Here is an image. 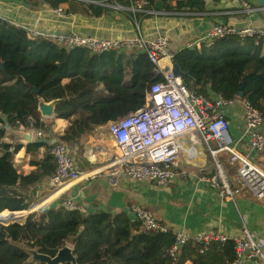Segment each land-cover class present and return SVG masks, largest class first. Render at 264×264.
Returning a JSON list of instances; mask_svg holds the SVG:
<instances>
[{
  "label": "trees",
  "instance_id": "obj_1",
  "mask_svg": "<svg viewBox=\"0 0 264 264\" xmlns=\"http://www.w3.org/2000/svg\"><path fill=\"white\" fill-rule=\"evenodd\" d=\"M41 1L53 9L66 4L67 13L96 18L111 12V6H131V0ZM148 2L146 10H155V1ZM164 11L207 12L203 0H176L174 6L170 0ZM171 56L184 73L183 81L189 90L204 94L209 86L227 100L236 99L241 92L252 107L263 111V37L232 36L216 41L210 48L176 49ZM0 63V212L4 211L0 221L9 223L12 220L5 210H26L29 188L54 172L51 145L45 141L24 148L26 154L34 156L30 159L34 169L28 175L18 173L13 162V155L23 148L22 144L2 141L6 128H47L37 112V97L45 102L62 100L55 108L56 118L66 120L67 125L56 139L73 156L81 152L84 135L140 108L150 85L160 79L144 52L92 54L83 48L68 49L49 39L31 37L21 27L6 22H0ZM76 76L84 79L83 90L64 98L61 81ZM42 149L43 156L38 159ZM48 204L34 202L30 208L41 211ZM20 214L24 220L27 212ZM172 242L171 232H143L138 222L124 212L50 208L29 215L22 225H0V264H23L27 255L20 245L38 248L40 253L52 257L59 248L70 244L78 264H184L186 260L192 264H227L234 258L233 242L228 241L214 242L202 254L197 246L187 244L172 259L168 254Z\"/></svg>",
  "mask_w": 264,
  "mask_h": 264
},
{
  "label": "built area",
  "instance_id": "obj_2",
  "mask_svg": "<svg viewBox=\"0 0 264 264\" xmlns=\"http://www.w3.org/2000/svg\"><path fill=\"white\" fill-rule=\"evenodd\" d=\"M236 2L246 15L260 12L246 0ZM148 5V0H131L129 8L135 12L146 13ZM54 11L59 16L63 13L60 7ZM0 22L17 26L1 15ZM21 28L31 37L49 39L68 49L83 48L92 54L144 52L155 66L154 73L160 79L146 91L143 105L108 125L109 136L114 146L120 150V155L112 161L114 172L118 175L123 174L136 184L149 181L158 186H166L177 176L188 175L187 170L180 168L183 156H186L189 163L194 162L191 148L198 147V153L205 150L213 161L211 171L198 172V181L214 190L220 198L233 199L236 195L248 193L255 200L264 202V134L259 131L264 127V112L252 107L242 97L227 100L210 89L205 94L189 90L183 78L173 72L174 63L168 51L167 37L146 39L138 34L127 39H105L82 36L74 32L42 34L29 28ZM254 34L264 38V31L215 24L186 48H210L220 39L232 36L243 39ZM234 107L245 122L244 135L248 137V154L236 147L228 130L226 115ZM43 136L42 131H34L35 138ZM68 151L69 148L58 141L51 145L49 154L55 167L53 174L45 180L54 193L58 192L57 198L61 199L60 207L56 210L80 212L81 206L67 192L82 177V173L76 169ZM221 155L227 157L228 161L237 163V169L232 175L226 171L220 159ZM130 211L141 231L153 234L171 232L150 210L133 204ZM171 233L173 242L168 254L172 259L187 244L197 246L198 252L202 254L214 242L224 244L232 241L234 258L231 264H241L246 260H258L264 264V241L246 229L242 231L240 238L233 240L219 230L195 235Z\"/></svg>",
  "mask_w": 264,
  "mask_h": 264
},
{
  "label": "crops",
  "instance_id": "obj_3",
  "mask_svg": "<svg viewBox=\"0 0 264 264\" xmlns=\"http://www.w3.org/2000/svg\"><path fill=\"white\" fill-rule=\"evenodd\" d=\"M154 1L161 2L162 8L142 13L132 11L129 7L118 6V9L111 7V12L96 18L79 13H67L66 4L59 6L63 10L62 15L59 16L55 13V9L41 0H1L0 15L19 27L29 28L42 34L74 32L82 36L105 39H127L138 34L146 39L163 36L169 40L170 53L195 42L215 24L264 31L261 11L246 15L236 0H203L207 11L203 14L166 12L164 6L170 0ZM247 2L255 10L258 8L256 2L255 5L250 0ZM175 3L176 0H171L172 6ZM145 14L148 17H145ZM61 86L64 98L76 96L83 90L84 79L80 76L65 78L61 81ZM208 89L209 86H206L204 94ZM226 118L229 133L236 147L238 146L244 154H248V137L243 132L245 122L242 115L234 107ZM40 119L48 124L47 128H50L55 138L67 125L66 120L56 117L54 119L40 117ZM109 123L96 127L90 135H84L80 142L81 152L78 155L75 153L73 156L70 155L82 177L70 187L67 195L73 198L81 209L124 212L129 219L135 221L130 211V206L135 204L150 210L154 217L171 232L195 235L219 230L233 240L240 238L242 231L246 229L256 238L264 241V202L255 200L248 193H242L233 199L220 198L214 190L198 181L196 175H199L200 170L206 172L213 169V161L205 150L198 153V147L191 148L195 159L192 163L183 156L180 168L188 171L186 177L177 176L166 186H158L149 181L136 184L123 174L118 175L114 172L112 161L117 155L113 153L115 150L110 146L105 135ZM18 129L25 130L22 126ZM33 129L42 131L44 136L39 139L46 142L49 138L47 129L45 128L44 131L39 128ZM12 131L6 128L2 141L10 145L21 144L22 140ZM259 131L264 134V127ZM109 147H111L112 159L103 163L102 159H106L110 152ZM24 148L13 155V162L18 173L28 175L34 169L30 164V159L34 156L26 154ZM43 151L42 149L37 156L38 159L42 158ZM221 157L224 156L221 155L220 159ZM222 161L228 174H232L234 167L230 166L225 158ZM45 179L30 187L29 191L33 190L36 199L34 202L41 201L46 205L50 202L47 207L58 209L61 203V199L56 197L58 192L54 193ZM184 264L192 263L186 260ZM227 264L231 262L227 261ZM241 264L263 263L258 260H246Z\"/></svg>",
  "mask_w": 264,
  "mask_h": 264
},
{
  "label": "water",
  "instance_id": "obj_4",
  "mask_svg": "<svg viewBox=\"0 0 264 264\" xmlns=\"http://www.w3.org/2000/svg\"><path fill=\"white\" fill-rule=\"evenodd\" d=\"M258 9L261 11L262 16L264 18V0H255ZM156 9H161L162 4L161 2L155 3ZM59 33V32H57ZM56 33V34H57ZM0 68H2V64L0 63ZM173 72L176 75L184 77V73L181 71L179 66L177 64H173ZM35 90V89H34ZM238 97H242V93L239 92L237 94ZM59 99L52 100L50 102H45L43 98L37 97V112L40 114L41 118L44 119H54L56 117L55 108L60 103ZM48 132V139L46 140L47 143L53 144L57 141L55 136L51 133L50 128H46ZM12 133L20 138L22 140V146L26 147L27 145L35 142H40V139L33 138L34 137V129L28 128L25 130L17 129L13 130ZM49 208L44 209L43 211H48ZM11 222H2L0 221V225L7 226L9 224H19L22 225L26 222L29 215L36 213L37 210H33L30 208V206L23 211H8ZM26 211L27 214L24 217L23 220V214H20L22 212ZM4 211L0 212V215ZM20 220H23L22 222H18ZM20 248L24 251V253L27 255V259L23 262V264H78L77 262V256L74 254L73 247L69 244H65L63 247L59 248L54 256H49L43 253H40L38 248H28L23 245H20Z\"/></svg>",
  "mask_w": 264,
  "mask_h": 264
},
{
  "label": "rangeland",
  "instance_id": "obj_5",
  "mask_svg": "<svg viewBox=\"0 0 264 264\" xmlns=\"http://www.w3.org/2000/svg\"><path fill=\"white\" fill-rule=\"evenodd\" d=\"M250 2H253L254 4H255V0H250ZM228 122V121H227ZM242 125V124H241ZM241 131H243V128L241 129ZM244 132V131H243ZM105 135L107 136V138H108V143L110 144V146L113 148V150H115L113 153L115 154V155H120V150L117 148V147H115L114 146V144H113V142L110 140V138H109V129H108V127L105 129ZM242 133V132H241ZM111 147H109V150H110V152H109V154H108V156L107 157H105L106 159H102L103 160V163L104 162H106V161H109V160H111L112 158H111ZM238 147V146H237ZM240 147H242V146H240ZM244 147V146H243ZM84 158V157H83ZM223 158L224 157H221V160H223ZM209 159V158H208ZM208 161H210V159L208 160ZM223 162V161H222ZM183 162H181V164H182ZM229 175H231V174H229ZM240 195V194H239ZM236 196H238V195H236ZM251 196V195H250ZM27 199H28V206L29 205H31L36 199H35V195L33 194V190H31V191H28V195H27ZM47 208H51V207H47ZM40 212H44L43 210H41V211H38V212H36L37 214L38 213H40ZM70 245V244H69Z\"/></svg>",
  "mask_w": 264,
  "mask_h": 264
},
{
  "label": "bare ground",
  "instance_id": "obj_6",
  "mask_svg": "<svg viewBox=\"0 0 264 264\" xmlns=\"http://www.w3.org/2000/svg\"><path fill=\"white\" fill-rule=\"evenodd\" d=\"M224 158L227 160V162H228V164L230 165V166H233L234 167V170H233V173L235 172V170L237 169V163L236 162H233V161H228V159H227V157H225L224 156ZM227 171V170H226ZM232 173V174H233ZM231 174V175H232Z\"/></svg>",
  "mask_w": 264,
  "mask_h": 264
}]
</instances>
